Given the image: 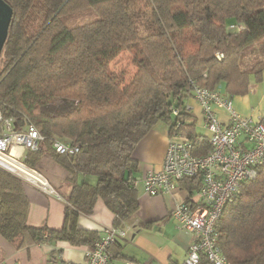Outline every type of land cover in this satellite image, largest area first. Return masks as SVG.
<instances>
[{
  "label": "trees",
  "instance_id": "trees-1",
  "mask_svg": "<svg viewBox=\"0 0 264 264\" xmlns=\"http://www.w3.org/2000/svg\"><path fill=\"white\" fill-rule=\"evenodd\" d=\"M5 1L13 17L0 58V108L19 126L27 117L45 137L25 162L37 167L50 154L72 182L63 227L33 226L27 183L0 168V233L17 248L49 240L91 246L100 233L79 220L100 199L115 215L113 226L132 225L140 209L133 153L155 124L164 121L169 135L188 138L195 155L212 148L188 110L193 80L224 86L231 97L263 80L264 48L259 55L255 44L264 39V0ZM89 7L96 19L67 25L66 15ZM123 53L131 55L133 72L112 67ZM56 104L59 112H45ZM54 140L80 150L58 153ZM79 174L97 181L78 182ZM178 185L191 195L203 181L186 177ZM217 232L231 264H264V163L226 204ZM201 264L212 263L203 256Z\"/></svg>",
  "mask_w": 264,
  "mask_h": 264
},
{
  "label": "built area",
  "instance_id": "built-area-1",
  "mask_svg": "<svg viewBox=\"0 0 264 264\" xmlns=\"http://www.w3.org/2000/svg\"><path fill=\"white\" fill-rule=\"evenodd\" d=\"M193 82L194 98L202 107L210 132L211 150L202 156L195 155L188 138L170 134L162 168L150 171L142 182L146 193L154 196L172 193L180 180L200 175L202 187L172 211L181 227L193 235L187 257L181 264H201L203 256L212 264H231L219 245L217 225L226 204L239 194L241 184L255 178L258 166L264 163V120L241 115L231 96L201 85L197 80ZM217 108L227 111L226 121L221 120ZM188 110H192L189 105ZM16 120V117L6 116L0 108V168L58 195L46 176L24 160L27 152L40 149L45 137L27 117L22 126ZM52 144L55 151L62 154H75L80 150L78 144L72 142L54 140ZM137 183L134 180V184ZM125 235L124 228H107L105 236L85 249V264H113L112 245ZM0 264L8 263L0 261Z\"/></svg>",
  "mask_w": 264,
  "mask_h": 264
},
{
  "label": "crops",
  "instance_id": "crops-1",
  "mask_svg": "<svg viewBox=\"0 0 264 264\" xmlns=\"http://www.w3.org/2000/svg\"><path fill=\"white\" fill-rule=\"evenodd\" d=\"M224 92V86L219 87ZM235 109L243 116L264 120V73L259 83L252 82L249 93L232 97ZM191 114L197 121V130L210 135L203 110L194 96L187 100ZM222 121L228 119L224 109L217 108ZM169 141V125L164 121L155 124L138 143L133 155L139 160L136 173L140 209L137 220L126 226V235L118 238L114 245L113 264H181L187 257L193 235L173 217V208L190 198L185 188L174 189L172 193L149 195L143 185V178L150 171L163 166ZM45 154L40 165L50 173L49 179L55 185L58 195L48 193L28 184L26 192L30 199L27 222L33 226H48L53 229L63 227L67 198L72 189L71 175L50 156ZM64 193H60L59 187ZM114 213L99 200L93 214L81 215L80 224L106 235V229L113 226ZM85 247H76L65 241H45L29 247L17 248L0 233V261L8 264H85Z\"/></svg>",
  "mask_w": 264,
  "mask_h": 264
},
{
  "label": "rangeland",
  "instance_id": "rangeland-1",
  "mask_svg": "<svg viewBox=\"0 0 264 264\" xmlns=\"http://www.w3.org/2000/svg\"><path fill=\"white\" fill-rule=\"evenodd\" d=\"M98 16H99L98 12L94 8L89 7V8L77 10L73 13L66 15L65 21L67 25L69 26H76V25L84 24L88 21L94 20ZM255 47L257 50L256 53L259 55H263V54H260L259 49L264 48V39L259 41L257 44H255ZM111 65L113 68H117V69L120 67L126 66L130 70V72H133L135 70V67L132 65V62H131V55L129 53L121 54L113 61ZM61 108H62V105L59 106V104L50 105L45 109V112L55 113V112H59ZM198 131H201V130L199 129ZM47 155L52 158L50 154H47ZM48 156L46 157V159H49ZM35 168L41 171L46 176V178L49 180V182L52 184V186L56 189L55 185L49 179L50 173L45 172L43 167L40 165V163ZM77 178H78V182H83L84 180H88L92 183H95L97 181L96 176L89 175V174H79ZM65 188H66L65 185H63V189L59 187L60 193H64Z\"/></svg>",
  "mask_w": 264,
  "mask_h": 264
},
{
  "label": "water",
  "instance_id": "water-1",
  "mask_svg": "<svg viewBox=\"0 0 264 264\" xmlns=\"http://www.w3.org/2000/svg\"><path fill=\"white\" fill-rule=\"evenodd\" d=\"M13 8L5 0H0V58L6 39L8 37Z\"/></svg>",
  "mask_w": 264,
  "mask_h": 264
}]
</instances>
